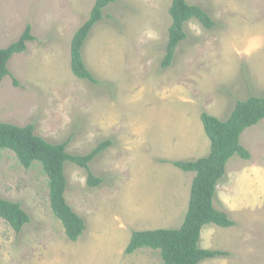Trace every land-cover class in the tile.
Instances as JSON below:
<instances>
[{
  "label": "rangeland",
  "instance_id": "obj_1",
  "mask_svg": "<svg viewBox=\"0 0 264 264\" xmlns=\"http://www.w3.org/2000/svg\"><path fill=\"white\" fill-rule=\"evenodd\" d=\"M95 1L0 0V48L27 26L35 37L0 83V122L32 124L53 144L70 140L71 155L110 142L90 163L97 187L86 169L65 163V198L86 225L77 241L52 212L42 166L26 169L14 152L0 151V197L30 217L19 233L0 218V264H163L159 250H125L134 231L181 227L195 174L172 162L209 154L201 113L226 120L238 101L264 97V0H186L214 27L185 23L168 68L172 0H116L83 48L92 84L73 75L70 49ZM240 142L251 159L234 156L214 195L235 224L206 225L199 242L227 255L199 264H264V120Z\"/></svg>",
  "mask_w": 264,
  "mask_h": 264
},
{
  "label": "trees",
  "instance_id": "obj_2",
  "mask_svg": "<svg viewBox=\"0 0 264 264\" xmlns=\"http://www.w3.org/2000/svg\"><path fill=\"white\" fill-rule=\"evenodd\" d=\"M116 0H96L88 20L75 32L70 49L73 75L92 84L98 81L88 69L83 48L93 27L104 18V10ZM171 26L162 67L172 65L176 51L186 39L185 23L198 20L205 28L212 29L214 21L200 6L186 0H172L169 8ZM31 26H27L18 41L6 48H0V83L10 74L8 64L15 54L27 50L28 42L34 41ZM201 121L211 146L207 156L195 161H173L172 164L186 173H194L190 200L185 219L178 229H156L134 231L125 254H134L141 248L159 250L163 264H199L206 259L226 256V252L207 250L199 247L204 226L214 224L223 228L234 226L227 213L216 209L214 195L224 177L226 167L234 156L250 160V152L241 145L244 131L264 120V97L252 96L238 101L226 120L207 112L201 113ZM70 140L53 144L36 135L32 124L19 127L0 122V151L15 153L19 163L26 169L40 164L48 177L50 205L54 216L61 222L70 241H77L86 228L85 221L71 208L65 198L67 178L65 163L71 162L88 173L87 184L97 187L102 179L90 171V163L109 145L104 141L85 155H71L66 149ZM0 218L17 233L30 222V217L20 203L0 197Z\"/></svg>",
  "mask_w": 264,
  "mask_h": 264
},
{
  "label": "crops",
  "instance_id": "obj_3",
  "mask_svg": "<svg viewBox=\"0 0 264 264\" xmlns=\"http://www.w3.org/2000/svg\"><path fill=\"white\" fill-rule=\"evenodd\" d=\"M205 150H206V148H205ZM194 177H195V176H193L192 181H193ZM214 205H215V204H214ZM215 207H216V206H215ZM225 212H226V211H225Z\"/></svg>",
  "mask_w": 264,
  "mask_h": 264
}]
</instances>
